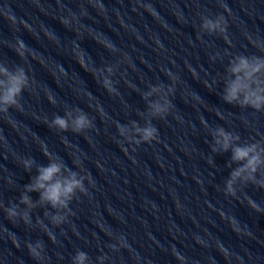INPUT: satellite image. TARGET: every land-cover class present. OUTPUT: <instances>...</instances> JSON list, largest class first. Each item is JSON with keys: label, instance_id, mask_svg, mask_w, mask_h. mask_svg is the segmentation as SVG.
<instances>
[{"label": "water", "instance_id": "water-1", "mask_svg": "<svg viewBox=\"0 0 264 264\" xmlns=\"http://www.w3.org/2000/svg\"><path fill=\"white\" fill-rule=\"evenodd\" d=\"M241 59L264 64V0H0V69L27 77L0 103V264H264V108L224 100ZM52 163L85 189L67 207L27 191Z\"/></svg>", "mask_w": 264, "mask_h": 264}, {"label": "clouds", "instance_id": "clouds-1", "mask_svg": "<svg viewBox=\"0 0 264 264\" xmlns=\"http://www.w3.org/2000/svg\"><path fill=\"white\" fill-rule=\"evenodd\" d=\"M220 20H224V18L221 17ZM204 27L210 31H214L217 28H220L221 31L226 30L221 28L220 22L213 23L209 21L204 25ZM20 49L26 50V46L22 41H19V48L17 49V52L19 55L23 56L24 51H20ZM262 68H264V64L262 63H249L246 59H241L239 64L234 66L231 70L236 78L227 86L226 95L224 96L225 102L229 104L237 102L242 107H252L256 110L264 108V88H261L259 81L254 79L256 74L259 73ZM109 71H111V69H109ZM0 72H4V74L8 75V80L6 82H0V88L3 89L2 95H0V103L9 107L19 106L16 98L21 95L22 91L27 86V77L24 71L21 69L16 75L8 74L4 69H0ZM108 84H110V81L105 80L104 85L107 86ZM241 94L244 96L243 101L239 100ZM154 107L157 114L164 111V109L158 105ZM4 111H7V107ZM53 126L59 128L63 132H67L69 130L68 122L59 117L53 121ZM89 127L90 122L87 117L81 115L74 121L72 131L79 133ZM156 135L157 130L155 128H147L142 132L143 141L146 143H150L156 138ZM219 135L222 138V142L221 140H217V143L221 144L224 151H228L229 140L231 137L225 134L223 130L219 132ZM232 151V159L234 161H246V163L232 174V180L228 183V191L230 193L233 191L232 184L237 178H240L244 172L255 173L257 166L261 163L259 155L255 154V146L244 148L237 147ZM31 163L32 161L30 160L25 161V168H30ZM60 172V166L55 163L50 164L48 167L39 168V174L35 181L31 185L26 186L27 191L39 192L40 201L42 203H48L54 208L57 206L67 207V202L71 199L74 191L76 189L85 191V189L83 188L82 182L76 180L75 176L71 179H59L58 177ZM251 178V175L246 177V179L249 180ZM21 202L32 206L31 201L26 196L22 197ZM9 215L14 216L16 215V212L11 211L9 212ZM55 219L59 218L56 217ZM29 248L31 247L29 246ZM79 259L83 261L85 259L84 255L81 254Z\"/></svg>", "mask_w": 264, "mask_h": 264}]
</instances>
